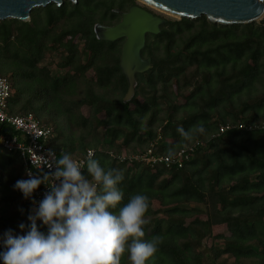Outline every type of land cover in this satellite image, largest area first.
<instances>
[{
	"label": "trees",
	"instance_id": "obj_1",
	"mask_svg": "<svg viewBox=\"0 0 264 264\" xmlns=\"http://www.w3.org/2000/svg\"><path fill=\"white\" fill-rule=\"evenodd\" d=\"M136 3L66 0L59 9L54 3L34 8L25 22L0 21V74L11 84L7 111L32 113L51 126L47 145L58 158L91 148L102 167L122 170L120 206L138 192L149 205L158 202L161 214L152 216L150 207L146 214L145 239L161 238L148 264H264V128L236 126L264 122V20L231 27L204 15L167 20L158 34L146 36L141 54L151 58V67L136 74L134 95L124 101L122 39H97L93 26L115 22L114 9ZM54 52L56 71H47L43 60ZM227 124L235 127L220 133ZM201 125L204 133L190 141L178 132ZM196 140L202 144L181 168L111 156L154 142L156 152L174 154ZM83 175L91 178L86 167ZM21 179L28 178L19 156L0 148V237L8 229L25 234L19 224L29 200L14 206ZM200 214L205 220L187 223ZM219 225L228 235L214 232Z\"/></svg>",
	"mask_w": 264,
	"mask_h": 264
},
{
	"label": "clouds",
	"instance_id": "obj_2",
	"mask_svg": "<svg viewBox=\"0 0 264 264\" xmlns=\"http://www.w3.org/2000/svg\"><path fill=\"white\" fill-rule=\"evenodd\" d=\"M204 131L202 125L188 131L178 128L187 141ZM49 155L48 168L54 170L29 171L28 179L14 185L34 206L27 217L30 223L19 224L25 234L8 229L0 237L5 247L0 252L3 264H121L125 254L131 264H148L161 242L159 236L145 239L149 197L138 192L120 206L124 199L119 188L124 180L122 170L105 169L91 153L86 163L64 152L59 158L52 150ZM85 167L90 179L82 174ZM41 185L49 190L37 202L33 194Z\"/></svg>",
	"mask_w": 264,
	"mask_h": 264
},
{
	"label": "water",
	"instance_id": "obj_3",
	"mask_svg": "<svg viewBox=\"0 0 264 264\" xmlns=\"http://www.w3.org/2000/svg\"><path fill=\"white\" fill-rule=\"evenodd\" d=\"M66 0H0V21L16 19L28 21L34 8L54 3L58 9ZM76 4L79 0H68ZM175 18L196 19L201 15L213 23L231 27L264 20V0H136ZM120 16L112 25L95 23L93 31L97 39L121 44L119 67L127 79L128 87L124 101L130 100L137 85L136 74L151 67V58L142 57L148 34H158L166 19L152 11L133 4L126 11L118 8Z\"/></svg>",
	"mask_w": 264,
	"mask_h": 264
},
{
	"label": "built area",
	"instance_id": "obj_4",
	"mask_svg": "<svg viewBox=\"0 0 264 264\" xmlns=\"http://www.w3.org/2000/svg\"><path fill=\"white\" fill-rule=\"evenodd\" d=\"M11 94V84L5 75L0 74V148L5 152L16 153L24 168V175L29 178L27 173L29 171L34 174L41 171L48 172L54 169H49L51 157L49 150L54 151L47 145V142L53 135V128L49 125L40 123L32 113L15 115L7 111V99ZM239 129L254 130L257 128H264V122L257 124L239 123L236 125ZM234 125H222L219 132L234 128ZM7 128H11L18 132L16 135H8ZM202 144V141L196 140L184 147L178 149L174 154H160L156 152L155 142L151 143L144 151L135 150L133 153L123 152L121 154H113L111 156L120 161H143L151 166L164 165L166 167L177 166L181 168L183 163L190 159L196 147ZM55 152V151H54ZM94 154L91 148L86 149L83 156H74L73 158L81 163H86L89 154ZM56 158H58L55 152ZM85 169V168H84ZM82 169V174L84 172ZM49 189L45 185H41L33 194L34 199L39 202L44 198V193ZM32 199H29L26 214L23 217L25 223H30L27 217L33 208ZM38 225H42V221H38Z\"/></svg>",
	"mask_w": 264,
	"mask_h": 264
},
{
	"label": "rangeland",
	"instance_id": "obj_5",
	"mask_svg": "<svg viewBox=\"0 0 264 264\" xmlns=\"http://www.w3.org/2000/svg\"><path fill=\"white\" fill-rule=\"evenodd\" d=\"M136 2H137L136 4H138V5H140V6L144 7V8L152 11L153 13H156V14L164 17L166 20L178 19V18H175V17H173L171 15H168L166 13L160 12V11L156 10L155 8H152V7L148 6L147 4H145V3L141 2V1H136ZM57 60H58V54L56 52L47 53L45 58H44V60H43V64L42 65H43L45 70L55 72L56 71L55 63H56ZM87 75L88 76L92 75V71L89 70L87 72ZM7 78H8V76H7ZM8 80L10 82L9 78H8ZM83 111L85 112L86 109H84ZM74 156H76V155H74ZM21 193L22 192L19 191L18 193L15 194V199L17 200V202L14 203L15 208H18V205H19L20 201L24 202V201H28L29 200V199H25L24 195L21 194ZM149 207H150L149 214H152V216L153 215L155 216L157 213H159V215L161 214V212H159V204H158V202L156 200H152L150 205H149ZM198 218L202 219V220H205V216L200 214V215H197V216L190 217L186 221H187V223H189L193 219H198ZM214 232L215 233H224L225 235H228L226 227L224 225H219V226L214 227ZM214 243L219 245V246L221 245V241H215ZM210 244H211L210 242H207L208 246ZM227 260L231 261L232 259L230 257H228ZM121 264H129V262L126 261L125 256L122 258Z\"/></svg>",
	"mask_w": 264,
	"mask_h": 264
},
{
	"label": "flooded vegetation",
	"instance_id": "obj_6",
	"mask_svg": "<svg viewBox=\"0 0 264 264\" xmlns=\"http://www.w3.org/2000/svg\"><path fill=\"white\" fill-rule=\"evenodd\" d=\"M131 6V5H130ZM129 7V6H128ZM128 7H127V9H128ZM126 9V10H127ZM126 10H122V11H126ZM119 19H120V16H119V18L115 21V22H113V23H111V24H105V25H112V24H114V23H116L117 21H119ZM122 42H123V39H122ZM145 44H146V42H145ZM142 55V54H141ZM143 57V56H142Z\"/></svg>",
	"mask_w": 264,
	"mask_h": 264
},
{
	"label": "bare ground",
	"instance_id": "obj_7",
	"mask_svg": "<svg viewBox=\"0 0 264 264\" xmlns=\"http://www.w3.org/2000/svg\"><path fill=\"white\" fill-rule=\"evenodd\" d=\"M150 6V5H149ZM152 7V6H151ZM152 8H155V7H152ZM156 10H158V9H156ZM159 11V10H158ZM160 12H162V11H160Z\"/></svg>",
	"mask_w": 264,
	"mask_h": 264
}]
</instances>
